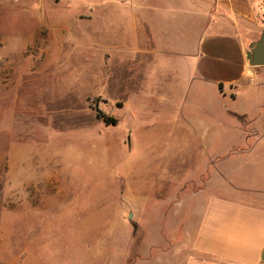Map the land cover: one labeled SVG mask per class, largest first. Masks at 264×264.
Masks as SVG:
<instances>
[{
	"label": "rangeland",
	"instance_id": "obj_1",
	"mask_svg": "<svg viewBox=\"0 0 264 264\" xmlns=\"http://www.w3.org/2000/svg\"><path fill=\"white\" fill-rule=\"evenodd\" d=\"M42 2L0 0V264L138 263L181 230L173 188L194 197L212 179L213 139L226 181L261 137L264 67L248 63L220 99L190 92L180 112L162 113L165 74L142 68L133 81V53L104 20L78 24L90 42L75 46L70 0L44 4L49 16Z\"/></svg>",
	"mask_w": 264,
	"mask_h": 264
},
{
	"label": "crops",
	"instance_id": "obj_2",
	"mask_svg": "<svg viewBox=\"0 0 264 264\" xmlns=\"http://www.w3.org/2000/svg\"><path fill=\"white\" fill-rule=\"evenodd\" d=\"M50 2L56 5L58 0L41 4L47 16L55 9H45ZM75 2L70 0L76 10ZM81 8L74 15L71 41L75 46L89 41L78 24L104 20L116 31L114 45L133 53L130 79H140L144 68L169 80L155 107L162 113L180 112L190 92L214 99L217 90L220 99L221 84L244 80L249 73L246 54L264 29V0H88ZM57 19L53 13L52 24ZM58 30L65 31L61 26ZM104 59L114 58L108 53ZM213 105L210 116L219 125L221 114L218 110L215 117ZM255 140L254 146L235 154L243 162L232 166L225 181L220 138L213 139V152L207 153L212 179L194 197L183 184L171 189L181 200H173L170 225L180 224L181 230L170 231L166 247H150L133 264H264V132ZM182 202L179 213L176 205Z\"/></svg>",
	"mask_w": 264,
	"mask_h": 264
},
{
	"label": "water",
	"instance_id": "obj_3",
	"mask_svg": "<svg viewBox=\"0 0 264 264\" xmlns=\"http://www.w3.org/2000/svg\"><path fill=\"white\" fill-rule=\"evenodd\" d=\"M246 59L251 67L262 68L264 67V29L261 33L260 39L250 46ZM132 215H130V219Z\"/></svg>",
	"mask_w": 264,
	"mask_h": 264
},
{
	"label": "trees",
	"instance_id": "obj_4",
	"mask_svg": "<svg viewBox=\"0 0 264 264\" xmlns=\"http://www.w3.org/2000/svg\"><path fill=\"white\" fill-rule=\"evenodd\" d=\"M106 122H110V123H113V124H116V121L112 118H109V117H102Z\"/></svg>",
	"mask_w": 264,
	"mask_h": 264
}]
</instances>
